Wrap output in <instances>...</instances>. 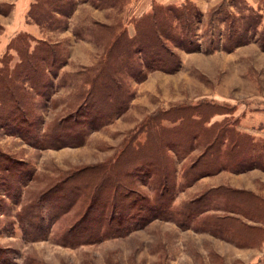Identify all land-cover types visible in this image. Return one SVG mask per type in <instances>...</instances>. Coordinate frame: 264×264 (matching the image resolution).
I'll return each instance as SVG.
<instances>
[{
	"label": "rangeland",
	"instance_id": "1",
	"mask_svg": "<svg viewBox=\"0 0 264 264\" xmlns=\"http://www.w3.org/2000/svg\"><path fill=\"white\" fill-rule=\"evenodd\" d=\"M35 1L0 0V95L5 94L0 96V151L27 162L28 171L17 197L7 195L6 184L0 182V264H264V120L259 116L264 108V0L173 3L189 2L195 8L193 17L185 22L189 35L184 37L180 29L186 44L171 45L180 59L178 68L151 71L142 81L128 78L133 97L125 113L106 122L80 119L73 125H81L84 143L55 148L36 146L40 131L26 134L29 139H24L6 130V109L11 105L2 88L6 72L38 41L57 45L59 57L52 60L49 56L45 70L36 72L44 73L48 82L43 96L21 69L13 75L19 91L15 96L27 101L24 105L32 119L39 116L36 127L49 129L56 119L78 108L83 94L77 85L104 50L103 43L89 36L84 27L94 22L106 24L114 16L116 22L126 16L133 0H120L115 6L64 0L66 11L75 5L71 15L57 14L42 21L30 13ZM17 2L25 13L14 12ZM109 7H113L112 13L102 10ZM127 29L135 33L132 25ZM9 40L13 43L7 45ZM50 61L55 64L49 69ZM151 123L155 131L177 126L178 133L164 132L160 140L182 143L178 148H171V142L165 145L167 160L172 159L175 166L169 216L160 214L143 221L148 213L137 211L126 232L91 243L64 245L59 236L84 219L88 198L82 196L86 192L83 186L74 190L72 203L62 200L53 207L44 201L43 208L30 212L51 228L44 238L42 234L33 239L30 234L45 233L48 228L41 231L35 225L38 219L28 218L30 202L53 184L66 181L64 177L73 169L110 159L124 139L143 141ZM191 126H196V135L188 134ZM200 155L206 161L204 172L195 179L194 171L201 165L195 160ZM3 169L0 179L6 174ZM140 169V175L130 178L139 194L136 210L142 197H154L158 176L146 174V167ZM110 193L104 195L108 214L115 204L114 191ZM62 204L67 209L54 218Z\"/></svg>",
	"mask_w": 264,
	"mask_h": 264
},
{
	"label": "trees",
	"instance_id": "2",
	"mask_svg": "<svg viewBox=\"0 0 264 264\" xmlns=\"http://www.w3.org/2000/svg\"><path fill=\"white\" fill-rule=\"evenodd\" d=\"M63 1L36 0L31 6L30 13L33 17L40 16L38 21H42L44 18L55 17L57 14L68 17L72 14L75 5L70 6L66 11L62 5ZM119 1L92 0L91 4L94 6L101 4L115 6ZM193 9H195L194 6L189 5V2L168 5L153 2L152 8L148 12L138 18H131L129 20L135 29L133 35L129 33L127 23L123 17L110 24L94 22L91 26H85V31L89 33V36H93L97 42L103 43L104 50L100 54L98 62L86 69L87 75L77 85V88L83 94L82 102L78 108L74 112L71 111L56 119L55 123L51 127L49 126L48 131L41 130L38 126L36 127V124L40 122L39 116L36 115L32 119L28 114V107L24 105L27 101L15 96L16 94L18 95L19 91L17 89L18 85L13 82L15 79L13 75L17 74L21 69V72L25 73L23 75H28V81L34 84L33 88L36 89L38 94L43 96L45 93L48 82H46L44 73L39 75L36 72L45 70L43 65L49 62L46 61L49 56L52 57V60L59 56L58 49H55L57 45L50 44L46 40L38 41L34 49L29 51L28 48V51L22 57V61L17 63L10 73L6 72V86L5 82L4 84L2 83V88L6 91V100L11 101L10 107L6 109V130L13 131L14 134H18L24 139H29L26 137L27 135L40 131L41 136L40 138L38 137L39 142L36 146H40L41 148L82 145L84 143L83 139H85L84 132L82 133V129L78 127L81 125L77 126L75 123V127L73 123L79 122L80 119L89 120L90 122H94L92 119H99L101 122H106L125 113L133 97L126 82L128 78L142 81L147 78L148 73L151 71L161 70L171 72L178 68L180 59L171 45L179 47L186 44L187 40L184 41V37L187 36L186 34L189 35V32H185V26H187L185 22L193 17L191 12ZM84 18H88V16ZM180 29H182L184 37H181ZM21 36V34L18 35V38ZM12 43L13 40L9 45ZM60 55L62 56L61 52ZM50 62L51 66L49 65V69L55 64L54 61ZM4 95L0 96L3 98ZM2 98L1 101H3ZM97 98V103L100 105L96 103ZM83 107L87 110H82ZM174 110L170 111L173 112ZM151 120L152 118L149 121L151 122ZM152 123H154L153 120ZM152 123L143 141L137 142L136 139V142L132 139L125 141L126 139H124L115 155L107 161L73 169L64 177L66 181L53 184L51 189L41 193L36 200L27 205L26 208L29 211L28 218H33L32 215L35 212L33 210L43 208L44 201H50L49 203H53V207L54 204H58L62 200H66V203H72V200H74L72 197L76 195L74 190H81L83 186L86 187V192L82 193V196L88 198V205L81 217V219L83 217L84 219L82 220L83 222L70 227L64 234L62 233L59 236L60 241L64 245L91 243L101 240L107 235L117 236L120 233L126 232L130 228L129 224L133 219L134 213H137V211L148 213L141 219L143 221L160 216V214L164 217L169 216L171 213L170 195L174 185V180L171 178L175 166L172 167L174 163L172 159L167 160V156L169 157V155L165 151V145L171 142L174 146L171 148H178L182 143H175L177 139L174 141L168 139L163 141V138H161L160 140L161 135L165 133H178L177 126L160 128L155 131L154 124ZM197 132L196 126H191L188 134L196 135ZM178 142H180L179 139ZM185 147L188 148L187 146H183V148ZM176 150L179 152V149ZM201 156L195 160L198 163L201 162L200 170L197 171L196 168L194 171L195 179L200 176L199 174L202 176L204 172L203 164L206 161L204 160L203 162ZM198 163H195L194 168ZM2 166H4L3 170L6 171V174L1 175L0 182L6 184L7 195L17 197L22 179H27L26 172L28 174V171H25L27 169V162L17 160L9 153L0 151V168ZM140 166H142V170L146 167V174L158 176L155 179L156 191L154 197L150 200L143 195L144 197L140 200L143 203L140 202L139 209L136 210L139 194L136 191L134 180L131 181L130 178L133 177L135 179L137 175L141 174ZM91 171L94 172L90 173ZM72 179L74 180L69 184L70 186L64 187L68 180ZM57 185L61 187L58 188ZM111 191H114L112 198L115 204L108 214L109 209L108 204H106L108 203V198L105 199L104 195L105 192L109 194ZM11 192L14 193L11 194ZM107 197H111V195ZM66 209V206L62 204L57 213L52 216L57 218L61 215L60 212ZM31 211L33 213H30ZM42 211L41 216H43ZM35 217L36 215L33 218L35 220L39 218ZM108 219H110V222L107 221ZM35 225L41 231L45 227L48 230L45 233L30 234L34 237L33 239H40L42 234H44V238L51 230V228L49 229V224L40 223L39 219L38 222H35Z\"/></svg>",
	"mask_w": 264,
	"mask_h": 264
},
{
	"label": "crops",
	"instance_id": "3",
	"mask_svg": "<svg viewBox=\"0 0 264 264\" xmlns=\"http://www.w3.org/2000/svg\"><path fill=\"white\" fill-rule=\"evenodd\" d=\"M179 1L180 0H133L131 5L128 7V9L130 8V10H127L126 16L122 15V17L126 21L127 25H129V26L132 25L133 26V24L130 23L129 20H131V18H138V17L142 16L144 13L148 12L150 10V8L152 7L153 2H160L162 4L168 5V4H173V3H176V2H179ZM249 1H251L253 3L254 2L256 3L257 1H260V0H249ZM88 7L90 9L92 8L90 5H88ZM110 8L111 7H109V9H102V10L112 13L111 9H113V7L111 9ZM20 10H23L24 13L26 12V9H22V6L19 4V2H17L16 3V10L14 12H18V13L22 14V12ZM87 10L88 9H84V11H86V12H87ZM90 14H91V12H90ZM107 14H109V13H107ZM114 14H116V13H114ZM114 17H109L111 19V21L110 22L105 21V22L113 23L114 22ZM133 28H134V26H133ZM128 30H129L130 34L133 35V33H131L130 29H128ZM21 31L22 30H19L18 32H21ZM9 43H10V40L7 43V45ZM259 116H261L262 119L264 120V108L260 111Z\"/></svg>",
	"mask_w": 264,
	"mask_h": 264
}]
</instances>
